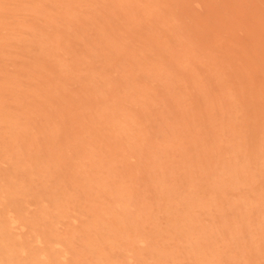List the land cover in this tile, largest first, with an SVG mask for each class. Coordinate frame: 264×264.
<instances>
[{"label":"rangeland","instance_id":"374dc122","mask_svg":"<svg viewBox=\"0 0 264 264\" xmlns=\"http://www.w3.org/2000/svg\"><path fill=\"white\" fill-rule=\"evenodd\" d=\"M0 2V85L4 86L0 87V106L15 111L22 121L28 118V131L40 141L36 155L42 157L32 160L33 152H23L21 157L31 158H23L22 165L19 160L2 158L0 179L12 168L26 175L30 168V183L41 197L56 191L58 188H49L57 181L83 200L81 185L70 180V171H76L80 182L91 172L103 177L107 189H133L150 206L158 196L153 183L156 174L181 188L186 174L182 162L193 158L192 154L200 156L201 144H207L211 137L219 148L230 146L235 135L231 124L239 125L247 144L246 173L253 177L240 187L225 185L223 196L217 197L220 206L200 210L201 223L216 231L206 240L209 247L205 253L218 254L216 264H264V0ZM43 8L52 15L49 21ZM206 15L211 17L210 25L192 21L193 16ZM41 32L47 33L42 36ZM54 34H59V48L54 46ZM184 34L189 36L194 53L185 55ZM41 36L45 41L42 45L38 43ZM42 46L51 49H46L48 54L39 52ZM57 58L65 63L62 67ZM77 59L79 70L71 71L69 65ZM9 80L16 83L6 84ZM87 84L97 92L92 95L89 91L90 98L82 90ZM140 87L146 92L144 102L129 97ZM230 94L232 102L228 103ZM68 106L71 109L67 110ZM107 106L113 108V114L118 115L116 108L120 107L136 119L126 124L125 130H117L101 118L90 127L88 115ZM79 125L85 126L89 136L87 145L75 140ZM51 126L58 130L46 138ZM0 129L4 132L3 139L0 137L3 151L9 148L10 139L8 131ZM90 132L98 139L90 137ZM82 146L93 153L92 159L81 152ZM55 150L62 153L61 159L46 155ZM159 157L160 165L156 166ZM42 162L48 167L41 168ZM39 168L49 174L40 173ZM21 178L26 180L25 175ZM234 192L254 205L245 210L242 207L239 234L230 237L228 225L234 220L230 215L238 212L230 205ZM90 197H94L93 192ZM103 199L112 207L108 194ZM133 201L138 204L137 196L130 199ZM36 206L29 204L28 211ZM81 217L90 218V211L83 209ZM46 220H41L40 227H48ZM156 222L159 228L166 226L161 211ZM78 223V219L64 218L50 226L54 233L63 235ZM14 231L23 235L26 227ZM166 242L183 264L192 263L182 242L170 238ZM33 243L43 247V242ZM73 245L78 253L80 240L74 238ZM115 249H106V254L127 264L136 263L135 256L122 257L124 251ZM143 254L145 263H155L152 254ZM171 257L167 256L170 264ZM62 258L71 264L93 263V258L79 259L74 253ZM208 258L214 261L212 256Z\"/></svg>","mask_w":264,"mask_h":264},{"label":"bare ground","instance_id":"6f19581e","mask_svg":"<svg viewBox=\"0 0 264 264\" xmlns=\"http://www.w3.org/2000/svg\"><path fill=\"white\" fill-rule=\"evenodd\" d=\"M21 6L19 4V7ZM0 8H3L2 2H0ZM45 9L43 8L45 12L43 16L46 14L48 16L49 10L48 8ZM71 12L74 13L73 10L68 11V13ZM50 18H52V15L48 16L47 21ZM192 21L196 24L204 23L207 26V24H211V17L209 15L204 18L193 16ZM2 24L3 18L0 14V26ZM41 33L43 36L47 32ZM101 33L106 36L104 30ZM184 35L187 39L183 45L185 55L194 53L188 42L189 36ZM42 36L38 40L40 45L45 42ZM53 40L55 41L54 46L59 48V34H54ZM49 42L51 41L46 43ZM46 49L51 50L42 46L39 52L48 54ZM36 57L38 58V56ZM56 62L61 67L65 64L59 58ZM77 62L78 59L74 64L69 65L71 71L79 70ZM11 82L16 83L14 80H9L6 84ZM0 87L4 88L3 84ZM82 90L87 97L89 91L92 95L97 93L91 84L85 85ZM135 92L136 94H131L129 97L135 96L136 101L144 102L146 92H142V87L138 90L135 89ZM90 97L92 96L88 98ZM232 97V94L228 95V103L232 102ZM206 98L203 101L205 105H208ZM13 100L15 105L19 104L17 98ZM73 108L78 109L79 106ZM69 109H71V106L67 107V110ZM112 110L113 108L107 106L100 113L97 111L90 113L88 115L91 120L90 127H95L101 118L104 123L110 122V125L117 130H125L127 128L126 124H130L136 119L134 115H130L123 108H116L118 115L113 114ZM208 113L209 110H206V114ZM78 116L81 118L83 114L79 113ZM27 120L22 121L15 111L5 108L3 105L0 106V128L8 131L10 139L9 148L0 151V162L5 160H2V158H11L15 161L19 160L22 165L24 157H21V154L23 152H26V154L33 152L32 160H41L42 157L36 155L39 153L37 148L40 141L38 137L28 131ZM192 123H194V120ZM231 125H233L232 129L235 131V135L234 142L230 146L224 149L219 148L217 140L211 137L207 144H201L200 156L192 154L193 158L189 157L182 162L186 174L181 188L168 184L161 177L162 175L157 176L156 174L153 183L158 196L153 199L154 202L150 206L133 189H107L100 174L96 175L90 172L87 178L80 182L76 171L73 169L70 171V175H72L70 180L73 181L75 186L81 185L82 195L85 198L82 200L75 193H68L57 181L49 189L54 187L58 189L54 192H47L46 198H43L38 193L40 191L34 187V183H30V168L26 170L27 175L14 168L5 171L4 178L0 179V264H71L65 262L62 258L66 253H74L79 259L93 258L92 264H127L123 260L115 259L106 254L107 250L110 252V250L117 247L124 251L122 257L124 254L135 256L137 259L135 264H148L143 259L144 252H148L155 257L154 264H170L167 256H172L170 258L172 264H183L177 258L178 254H176L174 247L166 244L169 238L174 239L175 243L182 242L185 252L193 260L191 264H216L219 255L213 252L205 253V247L209 245L206 240L210 239L216 231L211 226L201 223L200 210L206 209L210 205L220 206L217 197L223 196L225 185L240 187L253 177V175L246 173L248 171V155L246 152L247 144L244 141L245 137L242 135L239 125ZM83 127L81 128V125H79L76 129L75 140L77 143L87 145L89 136ZM57 130L51 126L45 137L55 135ZM90 135L93 139H98L96 134L90 132ZM0 137L2 139L4 137V132L1 129ZM57 150L65 151L61 148ZM56 152L55 150L46 155L52 154V157L57 156L61 159L62 153ZM81 152L92 159L93 153L87 151L84 146L81 147ZM29 158L31 157L24 159ZM159 160L161 161L160 157L154 165H160ZM46 161L48 160L46 159ZM46 167L48 166L42 162L41 168ZM19 168L26 169L23 166H19ZM97 171L99 173L100 168ZM40 173L49 174L48 170L45 169H41ZM22 175L26 176V180L21 178ZM91 192L94 193L92 198L90 197ZM105 194L110 196L112 207L106 205V201L103 199ZM135 196L139 199L138 204L135 201L130 202V199L132 197L135 199ZM30 197H33V199H30ZM43 200H47L46 203ZM32 203L37 204V206L33 211H28L29 204ZM230 205L238 210V212L235 211L230 215V219L234 220L228 225L230 237H235L239 234L240 223H243L242 207L245 210L246 207H252L254 204L250 206L249 202H245L241 193L234 192V196L232 195L230 198ZM83 209L90 211V218L84 219L81 217ZM158 211L165 215L166 226L164 228H159L156 222ZM43 218L47 219L46 225L48 227L46 229L40 227ZM64 218L68 220L75 218L79 220V223L76 226H70L68 232L63 235L54 233L50 225H55L56 222L62 221ZM225 218L226 216L223 215L224 221ZM23 227H26L23 235L14 231V229ZM74 238L80 240L81 249L78 253L73 245ZM35 241L43 242V247H36L33 243ZM61 245H64V247ZM211 251L209 250V252ZM210 256L214 258V261L208 258Z\"/></svg>","mask_w":264,"mask_h":264}]
</instances>
